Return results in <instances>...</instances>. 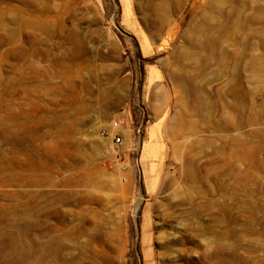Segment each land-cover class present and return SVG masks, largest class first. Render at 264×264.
<instances>
[{
  "label": "rangeland",
  "instance_id": "374dc122",
  "mask_svg": "<svg viewBox=\"0 0 264 264\" xmlns=\"http://www.w3.org/2000/svg\"><path fill=\"white\" fill-rule=\"evenodd\" d=\"M4 247L264 264V0H0Z\"/></svg>",
  "mask_w": 264,
  "mask_h": 264
},
{
  "label": "bare ground",
  "instance_id": "6f19581e",
  "mask_svg": "<svg viewBox=\"0 0 264 264\" xmlns=\"http://www.w3.org/2000/svg\"><path fill=\"white\" fill-rule=\"evenodd\" d=\"M112 122V121H111ZM110 125H111V123H110ZM121 128V127H120ZM119 128V129H120ZM119 129H117V130H119ZM111 131V134L109 135V136H112L113 137V134H114V132L116 131V130H114V129H111L110 130ZM120 131V130H119ZM11 182V181H10ZM11 233H12V236L15 238V240L18 238V237H20V235H19V230H15V228L14 229H12L11 231H10ZM44 237H46V234L45 233H43L42 235H41V237H40V239H39V242H38V246H39V250L40 251H43V252H45V251H47V250H50V249H52V247H53V243H52V241H45V238ZM47 243L46 244V247H43V244L44 243ZM4 243H5V247H7V243L4 241ZM16 243H21L22 244V242H19V241H16ZM4 246V245H3ZM5 247L4 248H0V264H7V262H6V255L4 254V249H5ZM51 255V254H50ZM50 257V256H49ZM30 258V257H29ZM35 258V257H34ZM42 259H43V257H41Z\"/></svg>",
  "mask_w": 264,
  "mask_h": 264
},
{
  "label": "built area",
  "instance_id": "2783aa9c",
  "mask_svg": "<svg viewBox=\"0 0 264 264\" xmlns=\"http://www.w3.org/2000/svg\"><path fill=\"white\" fill-rule=\"evenodd\" d=\"M122 123H123V119L121 117L120 118L113 119L112 122H111L110 127L109 128H103L101 130V134L103 136L108 137L111 134V131L110 130L111 129H114L116 131L113 134L112 141H113L114 144H121L123 136L119 132V130H117V129H119L122 126ZM141 127H142V124H140L138 126V129H137L138 133H140ZM124 179L125 180L127 179L126 176H124Z\"/></svg>",
  "mask_w": 264,
  "mask_h": 264
}]
</instances>
